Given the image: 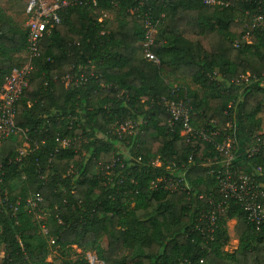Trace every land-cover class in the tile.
I'll list each match as a JSON object with an SVG mask.
<instances>
[{
	"label": "trees",
	"instance_id": "1",
	"mask_svg": "<svg viewBox=\"0 0 264 264\" xmlns=\"http://www.w3.org/2000/svg\"><path fill=\"white\" fill-rule=\"evenodd\" d=\"M94 1L61 9L60 23H46L38 43L15 113L38 146L19 167L9 161L20 140L0 142L11 196H41L40 218L24 208L18 224L2 218L6 263L87 264L84 253L93 251L104 264H264V223L249 222L233 199L216 208L222 198L210 172L222 168L215 144L227 136L236 152L230 168L264 186V154L244 152L264 112V30L250 28L264 0L155 2L153 14L164 13L151 48L158 63L142 55V20L130 11L137 0ZM25 49L26 27L0 17V85ZM80 73L85 81L76 86L63 80ZM168 76L199 88L174 87ZM163 96L187 100L191 125L217 132L211 141L187 140L181 123L169 126ZM127 121L137 123L135 133L115 132ZM61 138L69 144L59 146ZM172 178L186 188L164 187ZM227 221L237 238L231 251ZM50 239L62 254L47 260Z\"/></svg>",
	"mask_w": 264,
	"mask_h": 264
},
{
	"label": "built area",
	"instance_id": "2",
	"mask_svg": "<svg viewBox=\"0 0 264 264\" xmlns=\"http://www.w3.org/2000/svg\"><path fill=\"white\" fill-rule=\"evenodd\" d=\"M158 1L167 2L169 0H137V4L130 10L137 13L142 20L143 37L141 40V52L144 58L153 63H158V57L152 52V46L155 41L157 27L159 26L164 13L153 14L152 4ZM203 5H227L225 0H200ZM83 5L89 7L95 5L94 0H26L25 15L26 21V49L27 59L24 63L14 66L4 76L3 82L0 85V142L9 137H17L20 140L19 145L15 149V155L10 159L16 163H20L19 167L23 166L25 157L29 152L38 146V143L31 141L27 131L17 126L15 123L16 102L20 97L22 88L25 86L28 76L33 69V59L38 56L37 46L46 30V23L51 22L58 24L61 21L60 10L69 6ZM100 20V19H99ZM250 28H260L264 30V13L253 14ZM234 46H237V41H234ZM63 80L67 85H78L85 81L83 73L78 75H65ZM161 104L164 107L169 126L175 123H181V135H185L187 140L199 139L206 142L211 141V135L217 132L208 133L202 127H194L191 125V115L194 113L192 107L187 100L171 99L161 97ZM134 122V121H133ZM118 133L133 134L137 131V123L134 124L127 121L124 124L116 126ZM115 127V128H116ZM126 127V129L124 128ZM120 130V131H119ZM59 146L65 147L69 144V138H61L58 140ZM232 138L226 136L221 142L215 144V148L224 154L222 159V168L218 170H210L215 174L217 180V189L221 194L222 200L214 206L221 208V203L228 200H235L246 213V219L259 226L264 223V186L250 174L237 171L230 168L231 162L236 157V152L231 146ZM244 152L249 156L261 152L264 154V132L254 136L253 142L249 147H246ZM158 158L152 161L153 165L158 164ZM210 162V160H207ZM214 162V161H213ZM261 167H257L256 171H260ZM4 174L2 164L0 163V229H2V218H11L15 224H18V213L21 208H24L29 213H33L36 218H40L39 204L41 196L37 192L28 191L24 195H16L14 197L9 193L8 187L4 183ZM40 177V176H39ZM23 178V175H22ZM182 178H172L164 182V187L172 188V190L185 189V186L180 184ZM151 185L155 186L156 182L151 181ZM213 203V198L209 199ZM209 225L215 223V210L210 211ZM43 233H46V227H40ZM53 243V239L49 240ZM4 250L0 249V264H7V255ZM84 258L87 264H104V261L99 259L94 252L86 251Z\"/></svg>",
	"mask_w": 264,
	"mask_h": 264
},
{
	"label": "rangeland",
	"instance_id": "3",
	"mask_svg": "<svg viewBox=\"0 0 264 264\" xmlns=\"http://www.w3.org/2000/svg\"><path fill=\"white\" fill-rule=\"evenodd\" d=\"M25 3H26V0H21V1L0 0V14H1L0 17H1V19L5 20V22H7L11 25L18 26L22 29L25 28L26 27V21H27V17H26L25 12H24ZM26 59H27V55L24 51L17 52L14 55V60L18 63L20 62V64L24 63L26 61ZM168 80L170 81V83L174 87L185 86V87L190 88V89H195V88L198 89L199 88V85L197 83H194L193 81H191V79L189 77L168 76ZM263 85H264V82H263ZM242 87L243 86H240V88H242ZM259 116L261 118V127L259 128V130L256 131L257 133L258 132L259 133L264 132V112L260 113ZM130 123L134 124L133 121H130ZM236 124H237V119H236V116H234V124L233 125H236ZM124 128L126 129V127H124ZM117 129L118 128L116 127L115 132H117ZM123 134H127V133H123ZM94 171L97 172V167L94 169ZM225 225H226V229H227V234L229 235V239H228L227 244L224 246V249L231 251L237 245V238H235L232 234L233 221H227L225 223ZM43 231H42V229H40V232L43 233ZM103 244H104V241H103ZM48 249H49V254L46 257L47 260H51V258L62 254V250H59L57 248V246L52 245V243H50V241H48ZM74 250H75V248H74ZM67 252L69 253V251H67ZM91 252H93V251H91Z\"/></svg>",
	"mask_w": 264,
	"mask_h": 264
}]
</instances>
